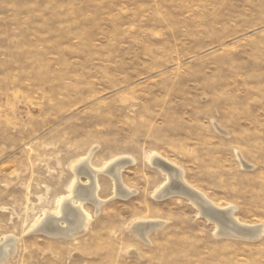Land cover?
<instances>
[{
	"label": "rangeland",
	"instance_id": "rangeland-1",
	"mask_svg": "<svg viewBox=\"0 0 264 264\" xmlns=\"http://www.w3.org/2000/svg\"><path fill=\"white\" fill-rule=\"evenodd\" d=\"M154 152L264 225V0H0L5 264H264V233L219 237L188 198L154 197L166 180ZM89 153L96 169L131 157L134 192L116 196L99 173L104 203L85 202V231H33ZM139 221L159 222L148 241Z\"/></svg>",
	"mask_w": 264,
	"mask_h": 264
},
{
	"label": "bare ground",
	"instance_id": "bare-ground-1",
	"mask_svg": "<svg viewBox=\"0 0 264 264\" xmlns=\"http://www.w3.org/2000/svg\"><path fill=\"white\" fill-rule=\"evenodd\" d=\"M91 156L92 154L89 153L72 165L75 177L69 187V194L59 198L56 210L46 211L34 223L33 231L49 236L66 237H73L85 231L91 220V216L84 209L85 202L90 201L97 208L104 203L98 192L99 173H105L113 179L116 196L128 198L134 192L124 184L122 178V171L133 162L131 157H118L104 164L102 169H96L91 162ZM161 158L162 156L155 152L148 156L149 162L166 175V180L154 192L155 198L165 199L170 196L188 198L198 208L200 214L216 224L217 230L214 234L218 236L256 239L264 233V225H250L240 221L235 206L216 204L205 192L193 188L185 178L184 169L178 168V165L175 167L172 164H166L165 161L168 160L163 161ZM239 158L240 161H243V156L240 155ZM83 177L86 178L85 182L82 180ZM157 226H159V222L139 221L132 225L131 231L144 241H148L150 230L156 229ZM15 247V238H7L6 241L0 243V264H5L12 257L16 250Z\"/></svg>",
	"mask_w": 264,
	"mask_h": 264
}]
</instances>
